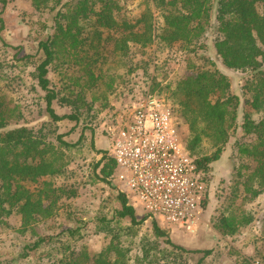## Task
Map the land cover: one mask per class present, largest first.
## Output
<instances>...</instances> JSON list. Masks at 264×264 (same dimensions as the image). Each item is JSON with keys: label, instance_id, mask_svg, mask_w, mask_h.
<instances>
[{"label": "rangeland", "instance_id": "rangeland-1", "mask_svg": "<svg viewBox=\"0 0 264 264\" xmlns=\"http://www.w3.org/2000/svg\"><path fill=\"white\" fill-rule=\"evenodd\" d=\"M116 7L119 21L135 24L137 33L145 30L146 23L139 21L151 9L150 0H116ZM151 10L153 22L158 26L162 22L153 7ZM0 20L3 23L1 28L0 22V103L22 113L18 126L44 131L47 141L55 146L58 145L55 132L63 135L64 141L77 144L75 149L64 152L68 162L65 173L54 179H42L76 195L60 198L52 211L42 213L28 226H24L20 215L5 218V223L0 224V264H57L70 251L82 249L94 258L113 241L128 251L127 264H264V193L256 197L247 191L246 176L252 173L254 165L241 155L239 145L255 142V136L245 134L242 125L246 119L264 120V105L259 109L249 105L252 100L249 83L254 74L227 68L216 54L215 16L207 31L206 51L200 54L181 44L166 47L163 42L150 40L129 42L128 52L123 54L115 51L114 40L108 39L119 34L107 32V64L98 72L100 79L87 88L91 105L82 108L79 123L68 119L52 122L46 112V92L35 78V64L43 59L38 52L39 42L54 33L51 14L37 12L30 0H0ZM213 65L228 77L231 93L240 98L238 129L224 147L221 159L206 174L207 201L196 234L162 227L172 243L185 250L182 252L165 239H158L151 222H144L139 212V225H133L129 219H118L117 211L121 208L118 193L112 182L100 180L96 165L109 153L105 129L115 117L148 94L163 98L178 113L179 103L173 93L176 84ZM73 77L84 78L85 73L74 65L50 68L51 87L56 91H62V86ZM63 95L64 92L60 94ZM54 108L59 116L73 113L69 106L58 101L54 102ZM178 119L184 141L188 130L181 117ZM213 151L209 144L205 145L206 154ZM39 186L30 184L28 188L35 191ZM50 204L47 201L45 208ZM219 212L235 213L239 218L249 214L253 220L237 234L222 236L213 227V218ZM39 239L46 241L40 248L25 249ZM207 251L211 252L208 256ZM90 264H94L93 260Z\"/></svg>", "mask_w": 264, "mask_h": 264}, {"label": "trees", "instance_id": "trees-1", "mask_svg": "<svg viewBox=\"0 0 264 264\" xmlns=\"http://www.w3.org/2000/svg\"><path fill=\"white\" fill-rule=\"evenodd\" d=\"M150 1L162 23L155 26L151 7L139 21L146 23L145 30L137 33L135 24L119 21L116 0H30L37 12L50 13L54 21V33L39 42L38 52L43 54V59L34 67L38 85L46 92V112L53 123L65 119L79 123L82 108L88 109L91 105L87 88L93 87L100 79L98 72L107 64V32L119 34L116 38L110 35L108 39L114 40L115 51L123 54L128 52L129 42L141 40L163 42L166 47L181 44L190 52L200 54L206 51L205 40L213 16L218 32L214 38L216 54L227 68L254 74L249 83L252 94L249 105L254 109L264 105V0ZM56 65L77 66L85 77L69 78L62 91H56L49 79L50 68ZM173 93L179 103L180 116L176 110L175 114L181 117L188 130L184 144L196 158L199 170L206 175L210 166L221 159L224 147L238 129L240 98L231 93L230 80L214 65L177 83ZM55 101L69 106L73 113L59 116L54 108ZM22 118V113L14 107L0 103V224L5 223V218L17 214L22 217L24 226H28L42 213L52 211L60 198L76 195L74 191L67 194L66 189L42 179L62 176L68 165L64 152L75 149L77 144L64 141V136L55 132L53 136L58 142L55 146L47 141L44 131L18 126ZM12 124L15 126L8 128ZM242 128L245 134H253L256 138L251 144L239 145L241 155L254 165L244 185L257 197L264 193V120L246 119ZM206 144L214 149L210 155L204 152ZM116 168L109 153L103 155L96 165L100 180L112 182L113 186ZM30 184L40 186L32 191L28 188ZM117 200L121 205L117 211L118 219H129L133 225L141 224L137 219L138 211L130 205L127 196L118 193ZM47 201L51 202L48 209L45 208ZM252 220L249 214L239 218L235 213L219 212L213 218V227L222 236H233ZM151 224L158 239H165L171 247L185 251L172 243L157 222ZM45 242V239H39L25 249L34 251ZM210 254V251L205 253L206 256ZM127 255L128 251L113 241L94 258L86 249L73 250L57 264H90L92 260L94 264H127Z\"/></svg>", "mask_w": 264, "mask_h": 264}, {"label": "built area", "instance_id": "built-area-1", "mask_svg": "<svg viewBox=\"0 0 264 264\" xmlns=\"http://www.w3.org/2000/svg\"><path fill=\"white\" fill-rule=\"evenodd\" d=\"M105 134L117 166L114 187L142 220L196 234L207 199L206 175L184 144L172 105L148 94L115 117Z\"/></svg>", "mask_w": 264, "mask_h": 264}]
</instances>
